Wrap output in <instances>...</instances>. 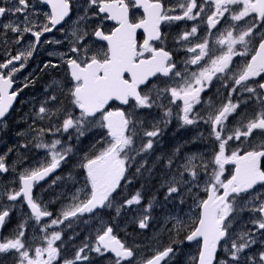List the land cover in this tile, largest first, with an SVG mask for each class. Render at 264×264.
I'll return each instance as SVG.
<instances>
[{
    "label": "snow or ice",
    "instance_id": "obj_1",
    "mask_svg": "<svg viewBox=\"0 0 264 264\" xmlns=\"http://www.w3.org/2000/svg\"><path fill=\"white\" fill-rule=\"evenodd\" d=\"M188 21L169 49L162 26ZM54 30L63 39L42 40ZM65 42L12 90L43 45ZM177 47L191 55L178 60ZM42 76L49 80L21 118L26 128L0 153V200L9 202L0 203V264H172L185 244L186 264H264V0H0V133L18 95ZM173 120L176 131L203 124L206 134L164 150ZM193 144L204 147L185 150ZM32 149L44 158L19 171ZM70 158L75 174L56 176L49 188L66 179L73 190L34 198V187ZM155 175L162 201L154 193L145 204L141 191L123 196L133 180ZM168 204L174 211L157 221L153 239L167 233L169 243L151 256L101 215L139 206L134 222L144 230ZM90 219L98 221L94 238L65 255L62 233Z\"/></svg>",
    "mask_w": 264,
    "mask_h": 264
},
{
    "label": "rangeland",
    "instance_id": "obj_2",
    "mask_svg": "<svg viewBox=\"0 0 264 264\" xmlns=\"http://www.w3.org/2000/svg\"><path fill=\"white\" fill-rule=\"evenodd\" d=\"M73 19H75V16L73 17ZM107 27L109 28V24L107 23ZM55 35L53 34V37ZM52 37V38H53ZM57 39H63V33H59V36ZM66 44V42H65ZM51 47H54V45H43L40 49L42 55L44 58H46L47 56V50H49ZM176 125L177 123L174 125V128H172V125H170L169 129L167 130V132H165L164 136H163V148L164 150H170L177 142H182L183 140L186 139H190L197 131H205L206 134V125H200L198 127V129L195 130V132H193L192 135H189V133H191L192 131H194V127H191L190 129H180L179 131H176ZM173 133H175V135H173ZM67 135V134H66ZM49 139H51V137H49ZM203 145L202 144H193V145H188L186 148V151H197V150H202L203 149ZM160 151V149H158V152ZM35 157L36 160H42L44 158V153L42 150H36L35 152ZM159 172V171H157ZM228 173L226 172V175ZM68 175L67 172L61 171L58 175L56 176H61V177H65ZM55 176V177H56ZM54 177V178H55ZM53 178V179H54ZM160 177L159 175H157V179L155 178V182H152L151 180H148L146 178H139L137 180V182L145 187H149V189H145L144 190V194H146L148 192V190L154 191L155 189L158 188L159 186V180ZM61 183V182H58ZM132 184H128L124 189H123V196L126 197L128 194H130L132 192L131 190V186ZM55 186V185H54ZM70 185L67 186V189L69 188ZM73 188V187H72ZM61 191V189H59L57 191V193H59ZM68 191V190H67ZM71 191V190H70ZM69 191V192H70ZM156 190L153 192L155 193ZM203 195V193H201ZM133 195V194H132ZM157 195V199L162 201L163 200V195H162V190L161 192H158ZM44 197H45V202L49 201V200H53L54 199V189L52 188L51 190L48 191H44ZM129 197H131V195H129ZM151 197L146 196L144 203L146 204L147 201L150 199ZM1 201V200H0ZM188 203L190 204L191 201H188ZM51 207H53L52 211L54 213L59 211L60 208V203L57 204L56 206H54L53 204L51 205ZM139 206H134V208H136L137 210L133 211V210H126L123 211L121 213V215L119 217H116L115 214V209H105V211L103 210V212L101 213L103 219L108 222L109 224H113L114 226V234L118 235V233H122L121 236L125 237V235L128 233L127 229L128 227L133 226L135 228H137L138 232L137 234L133 231V232H129L128 235L126 236L125 240L127 241L128 245H140V252L145 255V256H151L152 252L155 248H163L164 246H166L169 243V238H168V234L165 233L163 235H161L159 237V240L157 241L156 239H153L154 233L156 231H159V226L157 224V221L162 220V217L169 211V210H173V205L172 204H168L167 208H162V207H156V209L153 212L154 217H156V220L151 222V227L149 229H139L138 224L134 222V217L138 216L139 210H138ZM113 211V212H111ZM106 212V213H105ZM184 212H188V207L187 205L184 206ZM113 217H115V219H113ZM67 223V222H65ZM135 224V225H134ZM98 226V221L95 220L93 222V227H97ZM61 227V226H60ZM62 227H65L64 225H62ZM85 229L88 230L90 232V227H89V223L85 224ZM91 233V232H90ZM143 233V234H140ZM85 238V237H84ZM182 251L178 252L175 260L172 262V264H186L187 261V253L191 250L189 245L185 244L182 246Z\"/></svg>",
    "mask_w": 264,
    "mask_h": 264
},
{
    "label": "flooded vegetation",
    "instance_id": "obj_3",
    "mask_svg": "<svg viewBox=\"0 0 264 264\" xmlns=\"http://www.w3.org/2000/svg\"><path fill=\"white\" fill-rule=\"evenodd\" d=\"M171 2L174 3L175 0H171ZM41 7H43L45 10H47L46 9V6H41ZM140 15H141V10L138 11V12H136L137 18H139ZM2 19L4 20V22H6L8 18L5 17V18H2ZM193 23L194 22H192V21H188L186 24L184 22H176V23H174L172 25L162 26L163 30L165 32L169 33V39H168V47H169V49H173L174 41H173L172 37L176 36L184 28H189L190 29V27L192 26ZM111 27H112L111 24H109V28H111ZM201 27L203 29L204 26H201ZM212 31H213V33H215L216 30H212ZM203 34H204L203 31H201L200 32V35H203ZM52 37H53V32L52 33H47L45 37H42V40L45 39V38L51 39ZM138 38L142 41V39H143V33H142V31L138 32ZM213 38L214 37H210V40L213 39ZM193 42H195V41H193ZM174 50L176 52V58L178 60H183L186 57V55L187 56H190L191 55V54H186L184 50H182V49H180L178 47L176 49H174ZM190 67L191 68H195V66H190ZM217 87H220L219 83H216L215 84V87L209 89L206 93H203L202 95L204 96V98L207 99V96L208 95H212L213 93H215ZM222 91H223V89H222ZM217 103H219V101H217ZM14 110H17V108H15ZM7 123H8V129H7V131L4 132V133H0V141H3V142H0V153H3L4 151H6L7 150V147L8 146H11L12 144H14L15 141L18 139V137L15 136V132L22 131L21 130V117H20L19 114H15L14 111L9 114V116L7 118ZM176 123L177 122L175 120H173V122L171 124L172 125V128H174V125ZM5 145H6V147H5ZM30 165H33V164L28 163V166H30ZM18 170L19 171H22L23 169H20V167H18ZM6 178L7 179H11V175H7ZM52 178H49L48 180L50 181V179H52ZM48 180H46L45 182H41V183H39L38 185H36L34 187V190H33L34 198L37 197V196H42L43 197V200L45 201V197H44V194H43V191H42V187H43L44 183L45 184L48 183ZM9 187H16V185H9ZM59 189H61V191H63V190H68L70 188L67 189L66 182L65 181H62L61 183H57L54 186V192L56 193V195H57V191ZM0 203L6 204V203H9V202L6 199H3V200L0 201ZM51 205H49V210L52 211ZM24 211L25 212H29L30 211L27 208L26 205L24 206ZM20 215H21V213L18 210L13 212V215H12V223L9 226V228L5 229L2 232V235H5L6 236V235L9 234V231H10L11 227H14L15 226V223L20 218ZM47 219L48 218H45V220H47ZM73 227H74V225H73ZM60 228H63V227H60ZM72 228H67L62 233V239L65 241V244H64V246L62 248V251L67 256H71L72 253H73V251H74V248L77 247V246H79L81 244V242L83 241V236L81 234H79V233H71L70 232V229H72ZM75 234H78V235H75ZM27 236H28L29 240H31V237H32V230H31V228L28 229ZM69 237H74V238L70 240ZM36 243H39V241H36ZM59 243L60 242L57 241V244H59ZM91 255H94V253L91 254ZM9 264H10V258H9ZM94 264H102V262L95 260L94 261Z\"/></svg>",
    "mask_w": 264,
    "mask_h": 264
},
{
    "label": "bare ground",
    "instance_id": "obj_4",
    "mask_svg": "<svg viewBox=\"0 0 264 264\" xmlns=\"http://www.w3.org/2000/svg\"><path fill=\"white\" fill-rule=\"evenodd\" d=\"M49 178H52V176H50V177H48V179ZM155 178L157 179V175H155L152 179H151V181L152 182H155ZM47 179V180H48ZM53 180V178L52 179H50V181L48 180V183L47 184H45L44 183V185H43V187H42V191H43V194H44V191H48V190H51L52 188L54 189V186L52 187V188H49V184L51 183V181ZM159 181V180H158ZM141 185V184H140ZM143 188H144V190L145 189H149L150 188V185H149V187H145V186H143V185H141ZM156 190V189H155ZM154 190V191H155ZM154 191H151V190H148V192L146 193V194H144V200H145V198H146V196H148V197H152V195L154 194L153 192ZM155 194H158V192L156 191L155 192ZM46 200V199H45ZM51 209H53V207H51ZM105 211V210H104ZM111 212H113V211H111ZM106 213V212H105ZM135 225V224H134ZM61 227H62V225H61ZM67 229V228H66ZM135 232L136 234H137V232H138V230H137V228H135V227H133V226H131L130 225V227H128V229H127V232L129 233V232ZM156 232H158V231H156ZM155 232V233H156ZM128 233L125 235V237H122L121 236V234L122 233H118V235H117V237L119 238V239H121L123 242H125V243H127V241L125 240V238H126V236L128 235ZM140 234H143V233H140Z\"/></svg>",
    "mask_w": 264,
    "mask_h": 264
},
{
    "label": "water",
    "instance_id": "obj_5",
    "mask_svg": "<svg viewBox=\"0 0 264 264\" xmlns=\"http://www.w3.org/2000/svg\"><path fill=\"white\" fill-rule=\"evenodd\" d=\"M47 178H48V177H47ZM47 178H46V179H47Z\"/></svg>",
    "mask_w": 264,
    "mask_h": 264
}]
</instances>
